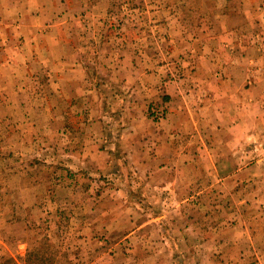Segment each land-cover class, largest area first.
<instances>
[{"label": "rangeland", "instance_id": "obj_1", "mask_svg": "<svg viewBox=\"0 0 264 264\" xmlns=\"http://www.w3.org/2000/svg\"><path fill=\"white\" fill-rule=\"evenodd\" d=\"M39 9L0 74V264H264V0Z\"/></svg>", "mask_w": 264, "mask_h": 264}, {"label": "crops", "instance_id": "obj_2", "mask_svg": "<svg viewBox=\"0 0 264 264\" xmlns=\"http://www.w3.org/2000/svg\"><path fill=\"white\" fill-rule=\"evenodd\" d=\"M42 0H0V16L2 21L10 14L9 7L18 10L17 15L10 26L13 27L11 34L0 37V49L3 58L0 60V74L6 79H13L25 70L27 61L34 56L35 51L40 49V42L45 31L46 20L43 12L39 9ZM8 23V22H7ZM54 50L59 47L58 41H49ZM57 47V48H56ZM50 51V48L48 47Z\"/></svg>", "mask_w": 264, "mask_h": 264}]
</instances>
